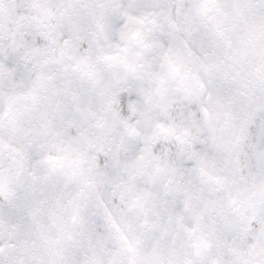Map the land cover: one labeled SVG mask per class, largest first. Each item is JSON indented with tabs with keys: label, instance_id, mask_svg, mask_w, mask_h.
Returning a JSON list of instances; mask_svg holds the SVG:
<instances>
[{
	"label": "snow or ice",
	"instance_id": "snow-or-ice-1",
	"mask_svg": "<svg viewBox=\"0 0 264 264\" xmlns=\"http://www.w3.org/2000/svg\"><path fill=\"white\" fill-rule=\"evenodd\" d=\"M0 264H264V0H0Z\"/></svg>",
	"mask_w": 264,
	"mask_h": 264
}]
</instances>
